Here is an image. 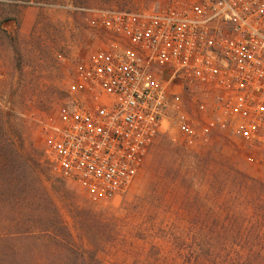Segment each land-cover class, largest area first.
<instances>
[{"label": "built area", "instance_id": "obj_1", "mask_svg": "<svg viewBox=\"0 0 264 264\" xmlns=\"http://www.w3.org/2000/svg\"><path fill=\"white\" fill-rule=\"evenodd\" d=\"M138 1L89 9L99 45L45 127L54 172L95 200L131 187L165 127L187 144L231 135L264 155V0Z\"/></svg>", "mask_w": 264, "mask_h": 264}, {"label": "rangeland", "instance_id": "obj_2", "mask_svg": "<svg viewBox=\"0 0 264 264\" xmlns=\"http://www.w3.org/2000/svg\"><path fill=\"white\" fill-rule=\"evenodd\" d=\"M141 4L138 0H0V107L21 129L34 166L29 177L22 176L21 169L13 174L16 186H8L12 176L8 169L2 175L7 182L0 179L3 232L54 227L64 235L61 225H65L75 238L88 236L98 245L102 264H147L158 253L152 245L164 249L182 242L187 255L189 224L207 217L185 207L212 204L205 193L215 195L227 165L264 182V155L245 140L218 135L207 143L187 144L171 127L158 135L131 187L112 199L95 200L54 172L45 151V127L60 115L76 62L99 45L89 9ZM37 176L46 186L42 194L34 181ZM14 195L20 197L16 205H12ZM15 242L24 254L33 247L48 252L38 239L11 240L5 247ZM5 247L0 248V259L9 262ZM166 263L174 264L170 259Z\"/></svg>", "mask_w": 264, "mask_h": 264}, {"label": "trees", "instance_id": "obj_3", "mask_svg": "<svg viewBox=\"0 0 264 264\" xmlns=\"http://www.w3.org/2000/svg\"><path fill=\"white\" fill-rule=\"evenodd\" d=\"M10 119L11 114L0 107V179L6 181L2 175L5 169L10 170L12 176L8 186L13 187L17 185L13 174L21 169L22 176L29 177L34 166L25 152L21 129ZM23 165L31 171H25ZM220 176L215 195L209 191L205 193V199L211 200L212 204L199 205L197 209L185 207L189 212H203L207 217L189 224L187 255L182 242H176L174 248L152 245L158 253L154 257L152 253L153 261L147 264H167L169 259L174 264H264V182L228 165ZM34 181L38 184V194L44 193L46 186L42 180L37 176ZM18 200L20 197L14 195L12 205ZM61 227L65 230L64 235L56 233L54 227L13 233L0 229V248L11 240L22 239H38L48 247V252H39L33 247L24 254L23 247L11 243L5 247L11 260L7 262L2 257L0 264H102L98 245H94L88 236L77 239L66 231L65 225Z\"/></svg>", "mask_w": 264, "mask_h": 264}]
</instances>
